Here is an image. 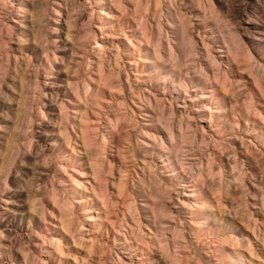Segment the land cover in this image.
Listing matches in <instances>:
<instances>
[{"label": "bare ground", "instance_id": "6f19581e", "mask_svg": "<svg viewBox=\"0 0 264 264\" xmlns=\"http://www.w3.org/2000/svg\"><path fill=\"white\" fill-rule=\"evenodd\" d=\"M52 1L53 4L57 3L59 6V8H54L57 15H61L65 11L63 24L66 25L65 35L67 41L74 43L77 40L73 37L74 30L82 28L79 27L81 24L83 27H88L89 32H87L90 37L86 43H89L90 51L87 50L88 55L86 53V78H82V76V80L79 78L80 82H75V85L70 84L68 80L66 82L64 92L70 106L66 103L62 104L64 107L60 110L61 115L54 119L51 118L56 125L54 132L57 133L55 135L57 137H53L52 144L56 145L58 139H62L56 151L57 173L72 167L71 171L74 169L73 172L76 176H71L69 188L72 195L71 203L65 204L63 202L62 204L57 202L58 207H55L58 208L60 213L58 214L59 220H57L58 228L50 238L51 247L46 250L47 258L53 257V260H58V264H63L62 261L66 256H72L75 263H65L76 264L78 257L75 254L73 256L70 251L72 245L76 244L79 248H81L79 245L85 248L80 256L86 263V250H91V245L86 244L84 239L85 232H83V229L85 224L82 223L79 226L80 229L78 230L80 232L77 234L74 232L72 219L76 214L75 210L79 208L83 210L85 215L80 220L83 219V222H89L92 229H94L93 231L100 227L103 228L102 214H105L108 206L107 195L103 192L105 186L104 172L107 169L109 171L112 169L110 160L106 161L105 166L103 165V156L108 153L107 146H112L113 142L110 138L114 137L119 121L123 118H127V120L128 118H135L127 101L132 98L131 103L135 107L138 105L135 99H138L140 104L146 105L149 110H152L155 104H158L159 117L157 115L153 118L150 116L151 114H148L149 112L145 115L151 117L150 122L156 125H153V129L149 130L148 128H142L140 133L134 136L135 148L143 151L144 155L148 157L157 156L158 163L143 160V166L138 165L136 167L141 170V173L135 170L140 186L136 188L135 183H133L135 197H132L129 203V217L125 221V226L130 228L129 234L131 235H135V232L140 231V237L143 235L142 225L144 223L142 222L145 220L147 223L144 224L146 226L144 228H147L153 236L152 242L144 240V243L147 244L149 250L151 246H158L159 249L165 252L171 249L172 253L168 256L169 261L171 260L170 264H174L173 260L178 262L179 258L176 257V252L179 250L188 252L181 254V256L178 253L180 262L190 264V261L193 260L195 264H206L197 252L191 251V243H198L197 240L191 242L194 240L189 241L188 237L201 240V237L205 236L206 241L201 243L205 248L204 252H206L205 254L212 253L211 241H207L209 236H215L220 227L225 230L231 228L227 220L224 219V214L226 213L233 221L242 214L240 208L244 202L240 203L237 199H229L232 196L233 188L231 187L230 178L225 177L227 167L222 159V156H224L222 149L227 146L228 148L235 147L231 142L226 141L229 138L225 139L228 137L226 132L233 131V127L237 128L238 132L251 137V139L245 140V143H241L242 148V144L256 147V143L264 148V134H261L262 127H264V106L262 109L257 108L253 100L256 89L264 96V64L253 54L238 31L235 30V32L231 28L233 21L231 22V19L227 15L225 16L222 10L216 9L210 4L211 0H196L202 4L201 8H203V12L195 16L199 19L201 28L204 29L201 32L199 28L196 32L199 36L201 35V49L205 52L198 48L200 47L199 43L190 34L189 24L191 22L187 19L191 15L179 8L178 0H85V3L80 2V0ZM207 1L209 4H207ZM47 5L46 0H0V115L6 123L5 127L2 126L5 128V134L0 137L3 140L0 143V174L4 173L5 180L11 173L12 165L19 153L17 151L22 150L21 145L24 140L21 137L23 135L27 136V131L33 126L31 125L32 118L30 119L26 113L27 95L30 92L34 96L36 90H39L42 97L46 93L45 90L39 89V86L41 87V84L47 85L46 81L41 83L38 81L39 79L37 80L38 77L30 78V75H27L29 55L15 57V61H13V58L10 59L9 43L12 39L10 40L9 37L12 38L13 36V27L9 22L10 20L7 19L11 17L12 21L14 19L20 20L22 24L20 26L25 28V31L18 34L17 39L19 41L23 39L22 43L27 44L26 49L33 50L32 43L41 46V43L39 44L41 40L39 39L41 38L40 33L43 24L40 19L46 15V12L43 14V11ZM47 9L51 8L48 7ZM2 10H5V12ZM3 12L4 15H1ZM27 13L31 14L28 18ZM26 18L27 22L25 21V23L23 21ZM24 23L25 25H23ZM225 29L228 31H225ZM119 35L123 36L125 42L117 44L111 40L113 37L120 38ZM189 42L193 46L189 47V44L188 48L190 49L187 50L185 45ZM82 44H79V46ZM120 46L124 49L122 50ZM110 47L114 49L110 52V55L114 59L116 69L112 68V65H108V60L104 59L108 56V48ZM214 47H217L214 50L217 55L211 52ZM191 48H194V50H191ZM42 50L45 53L46 50ZM191 52L193 53L192 56L194 55L193 57L190 55ZM208 52L212 54L210 56L211 61ZM122 55L131 59L127 62L129 66H135L133 75L135 76L134 82L136 85H140L139 74H145V76L149 74L153 87L161 92V95L174 94V99L168 101L167 97L155 95L149 92L148 89L143 90L142 88H139V92L135 93L132 90L133 86L130 84L127 94L122 95L125 89L120 76L122 67H124L127 81L130 80L128 68H125L126 64L121 58ZM46 56L48 55L46 54ZM53 56L55 59L56 56ZM53 61H47V66L42 64L47 79H50L54 74ZM14 62L15 64H13ZM233 63L235 65L241 64V66L246 64L245 69L248 72L246 74L252 78V82L246 80L247 78L243 75L239 80H236L237 78L233 80L231 78ZM141 66H148L151 69L154 68V70L150 71L149 68L140 73L139 68L143 69ZM152 72L158 75L151 77ZM239 82H244L246 89L238 86ZM51 85L55 84L52 82ZM68 87L71 89L69 90ZM224 91L229 92V96ZM112 92H120L118 94H121L122 99L114 97ZM111 93L112 95H109ZM52 96H54V93ZM40 101L39 104L42 107L40 106L39 113H41V118L44 119L47 116L43 110L46 103L44 100ZM168 102L169 106L167 105ZM113 103L117 105H115L116 107L125 106V109L127 108L129 111L124 110L125 113L116 116V119L112 120L106 110L114 109ZM258 104L260 105V103ZM104 105L107 106L104 107ZM174 105L176 110L173 108ZM69 109L72 113H69ZM252 109H254V113L256 110V113L262 116L263 120L260 116L261 123L256 122L255 116L252 117ZM226 113H231L233 116L239 115L245 121L246 127L239 129L236 120L232 125L227 116L223 120L224 122H221L220 119H223ZM260 124H263V126ZM98 133L102 136V143L97 138ZM32 138L31 136L27 140L24 137L27 142L24 141L23 144H25V147L27 146L28 151L32 147ZM150 139L155 144L162 146L161 151L163 153L156 151V149L150 150L147 148L150 146L148 143ZM167 142L170 144L169 147L166 145ZM197 142H201L203 145L206 144L204 145L206 146L204 153L202 151L198 152L194 148L193 143L196 144ZM28 151L27 153L30 152ZM40 159L45 161L43 156ZM74 161L77 164L71 166L70 164ZM239 162L244 164V160L238 157L235 164L237 165ZM215 165H217V168ZM229 165L231 171L228 170L227 172L231 174L237 166L232 167L231 164ZM196 167L199 168L197 174H191L190 171ZM241 171L238 172L244 174V170ZM128 172L120 166L117 168L118 176L114 179L113 184L119 192L125 188ZM217 175H219V178L216 177ZM238 176L241 179L240 174L231 176L235 183L239 179ZM244 176L246 175L244 174ZM102 182L104 185H102ZM173 192L177 193L175 200L171 196ZM210 192L218 194L219 202L224 210H222L223 214L221 212L217 214L213 211L216 208L209 197ZM35 206V200H33L31 205L33 211L37 209ZM125 226H123V229H125ZM258 233L253 234L255 241L244 235L248 238L244 246L241 242L242 239L238 240V237H236L233 240L235 249L231 253L224 246L227 239L219 241L218 246L216 245L217 249L215 248L213 252L220 253L223 258L236 262V264H246L247 261L248 264H253V261L248 258L244 250L247 248L246 251H248L247 253L251 259L256 255L261 260V264H264V232H260L261 235ZM129 234L123 235V239L119 240L118 245L122 246L120 248L121 254L124 256L130 255L126 258L131 260V254L140 251L141 248L137 246L138 243H136L137 245L135 242L132 243L133 236L131 239ZM136 239L138 240V238ZM133 241L135 240L133 239ZM242 241L244 242V240ZM255 242L257 247L254 245ZM78 250L82 251V249ZM84 252H86L85 255ZM115 254L119 260L118 264H128L124 260L125 257L120 256L118 252H115ZM11 263L13 262L11 261ZM40 264H49V262L42 260Z\"/></svg>", "mask_w": 264, "mask_h": 264}, {"label": "rangeland", "instance_id": "374dc122", "mask_svg": "<svg viewBox=\"0 0 264 264\" xmlns=\"http://www.w3.org/2000/svg\"><path fill=\"white\" fill-rule=\"evenodd\" d=\"M49 1L51 2L52 0H46V3L48 5L47 7H45L43 11V14L46 12L45 13L46 15L45 17L40 19V21L43 24L40 33L41 38L39 39L41 40L39 41V44L41 43L40 47L38 44L35 45L32 43V46H34L33 50H27L26 49L27 44L25 42L22 43L23 39L22 40L20 39V41L19 39H17V35L25 31V28H21L20 26L22 25L20 20L14 19V21H12L11 17L7 19L8 21L10 20L9 22L13 27L12 32L15 33V34L12 33L13 35L12 38L9 37L10 40L12 39L9 43L10 59L13 58L14 60L13 59L12 60L15 61V57L19 58L24 55H29L30 60L28 61L27 64L29 66V67L27 66V73H28L27 75L28 76L30 75V78L35 76L38 77L37 80L39 79L38 81H40L41 83L46 81L47 85L41 84V87L39 86V89L41 88V90L42 89L45 90L46 93L45 95L47 96L44 95L41 97L39 94L40 93L39 90H36V95L34 94V96L30 92L27 95L28 99L26 100L27 103L26 113L28 114V117H30V119L32 118L31 125H33L34 127L32 126L33 128L31 127L30 128L31 130L29 129V131H27L28 135L27 136L23 135L21 139L26 141V139L28 140V138L32 136L33 137L32 147L30 148L29 150L30 152H29L27 150L28 149L27 146L25 147V144H23L25 143L23 141L21 145L22 150H20L21 149L20 148L19 149L20 151H17L20 154L19 153L17 154V157L15 158L16 162L14 161L9 176H7L5 180L4 173L2 174L3 176L0 174L1 175L0 176V213H1L0 214V264H40L42 260H45V262H49V264H58L57 259L53 260L54 259L53 257L49 259L47 258L46 255L47 254L46 250L51 247L50 238L55 234L58 228L57 220H59L58 214L60 213L58 211V208L55 207H58L57 202H60L62 204L63 202L65 204L66 203L69 204L71 203L72 200L71 190L69 188L71 185V179H72L71 176L72 175L76 176V175L75 172H73L74 169L73 171H71L72 167L67 168L68 170L66 169V171L63 172L61 171V173H57L58 160L56 157L57 156L56 151L59 148L62 139L61 138H59L60 140L58 139L57 142L58 144L56 145L52 144L53 137H57L55 136L57 135V133L54 132L56 130L55 129L56 125L52 122L53 121L52 119L61 115L60 110L64 107L62 106V104L64 105V103H66V105L70 106L69 100L68 98H66L65 95L66 93L64 92L67 80L68 82L70 81V84L72 83L73 85H75L74 84L75 82L76 83L77 81L80 82L79 78H81L82 76H83L82 78L84 77L86 78L85 60L87 58V55L89 54L87 50L90 51V45L89 43L86 42L89 40L90 35L88 34L89 32V30L87 29L88 27H83L81 24V26L79 27L82 28H78L74 30V35L75 34L76 35L75 36L73 35V37H75V40L77 39L75 41L77 43L74 42L75 43L74 44L71 43L72 41L71 42L67 41L65 35L66 34L65 31H67L66 25L63 24L64 23L63 19L65 18L64 15L65 11L61 14L62 16L57 15V13L54 12V8H59L58 4L57 3H56L57 5L53 4L52 3L53 1L51 2L52 3L51 4ZM56 1L61 2L60 0H54V2ZM178 1L179 2L177 3H179V8H181L182 10H184L185 12L191 15L189 16L190 18L187 19V21L189 20V22H191L189 24L190 31L189 30L188 31L192 36H194V40H196L199 43L200 47L198 48L202 52H205L203 49H201L202 48V44L200 42L201 35L199 36V34L196 32V30H198L199 28L201 32L204 31V29L201 28V26L199 25L200 22L199 19H197V17L195 16L203 12L202 10L203 8H201L202 4H200L196 0H178ZM80 2L85 3V0H80ZM209 3L212 4L214 7H216V9L222 10L224 12V15L225 16L227 15L228 18L231 19L230 20L231 22L233 21L231 28L234 29V31L235 30L238 31L239 35L245 41L246 45L249 46L253 54L261 61L262 64H264V0H211ZM209 3L207 1V4ZM48 7H50L51 9H47ZM2 11L5 12V10ZM4 12L1 15H4ZM27 14H28L27 15L28 18L31 14L30 13ZM27 18L23 22L25 21L27 22ZM15 20H17V22H15ZM25 23L23 25H25ZM226 29L225 31H228ZM119 36L120 38L113 37L111 40L116 42L117 44L119 42H123V41L125 42L123 36L122 35ZM231 37H233V35ZM80 39H82L81 43L83 44L79 46V44H81L79 42ZM83 39L85 40V42H83L84 41ZM190 43L191 42L185 45L187 47V50L190 49L188 48ZM120 44L121 46H123L122 43ZM192 46L190 44L189 47ZM215 48L217 47L211 49V52L212 54L217 55V53H214L215 52L214 50H216ZM42 49H45L47 51V52L45 51V53L48 56H46V54L42 52L43 51ZM108 49H109L108 56L106 58L104 57V59L108 60L107 62L108 65H112V68L116 69L114 59H112L110 55V52L113 51L114 49L112 47ZM121 49L123 50L124 47H121ZM191 50H194V48H191ZM192 54L193 53L191 52L190 55L192 56ZM212 54L210 53L208 57H210ZM53 55L56 56L55 58L56 61L53 58L54 57ZM208 57L206 56V58ZM121 58L123 59V62L126 64L125 68H128V73L130 75V80L127 81L126 73L123 70L124 67H122L123 69H121L122 71H120L121 73L120 76L122 82L125 85V89L122 95L127 94L129 84L133 86L132 90H134L135 93H138L139 92L138 89L142 88L143 90L148 89L149 92H152L155 95H161L160 94L161 92H159L156 88H154L152 83L150 82L149 74L148 76H145V74H139L138 77L141 80L140 85H136V83L134 82L135 76L133 75V73H135V68H134L135 66L134 65L129 66V64H127V62L131 59L127 58L126 56L122 55ZM49 60L51 61L54 60L52 63L54 68L53 69L54 74L53 76H51L50 79L49 78L47 79L45 78V69L43 65L47 66ZM209 60L211 61V57L209 58ZM13 64H15V62ZM120 64H122V62H120ZM239 65L237 64L235 65V63L232 64L233 72L231 74V78H233V80H235L236 78H237L236 80H239V78H241L243 75L244 77L247 78L246 80L252 82V78L247 75L248 72H246L245 69L246 64L245 65L242 64V66L241 64ZM141 67L143 69L139 68V70H141L140 73H142L143 70H147L149 68L150 71L154 70V68L151 69V67L148 66L146 67L141 66ZM151 74H152L151 77L158 75L157 73L154 72H152ZM52 82L55 85H51ZM154 82L156 81L154 80ZM238 86H242L244 87L243 89H246L244 82H239ZM255 92L256 95L253 99L254 105H256L257 108L262 109L264 106V96L262 93H260L258 89H256ZM53 93L55 98H53L54 96H52ZM112 93L114 94V97H117V99L120 100L122 99L120 97L121 94H118L120 92H112ZM112 93L109 95H112ZM224 93H227V95L229 96V92L224 91ZM174 96H175L174 94H169L167 96L161 95V97H167L168 101L173 100ZM109 97L111 98V96ZM131 99H128L127 101L129 103V106L131 107V110L133 111L134 114L133 116L135 118L134 117H133L134 119L128 118V120L127 118L125 119L123 118L124 120L121 119L119 121L118 129L116 130L114 137L110 138L109 136L110 140H112L113 142L112 146L111 145L107 146L108 153L105 154L106 156H103V162H104L103 165L105 166L106 165L105 163H107L106 161L108 160L111 161V164L110 163L109 164L112 165L111 171H109L106 167L107 170L104 172L105 186L103 187L104 190L103 192L104 194L107 195L108 206L106 208L105 214L104 215L102 214L103 228L100 227L99 229L93 231L94 229H92L89 222H83L82 221L83 219L80 220V218H83L85 216L83 214L84 213L83 210H80L79 208L75 210L76 214L73 217L74 219H72L73 222L72 226H74L73 227L74 232L78 234L80 232V230H78L80 229L79 226L82 223L85 224L84 226L85 228L83 229V232H85L84 239L86 240L85 241L86 244H88L89 246L91 245L90 246L91 250L88 249L86 250L87 252L86 263H84L85 260L82 259V257L80 256L81 252H83V249L85 251V248H82L83 247L82 245H79L81 247L79 248L76 244H73L71 249L69 248L70 251L72 252L71 254L72 255L75 254V256L77 255L78 257V258L76 257L78 259V262L76 264H118L119 260L115 252H118L120 256H122L123 258L125 257L124 260L128 264H170L171 260L169 261L170 258L168 256L171 255L172 253L171 249L170 251L165 252L159 249L158 246H151V249L149 250L147 244L144 243V240L152 242V236H153L148 231L147 228H144L146 227L144 224L147 223L145 222V220L144 222H142L144 223L142 225L143 226L142 229L144 231L142 233L143 235L140 237H139L141 233L140 231L136 230L139 233L137 234V232H135L136 233V234L134 233L135 235L133 234L131 235L129 234L130 228L128 226H125L126 225L125 221L129 217L128 215L129 203L131 202L132 197L133 198L135 197L134 194L135 190H133V186H134L133 183H135L136 188L140 186L139 178L135 175V170H137L138 173H141V170H139L136 167L138 165L143 166V160H149L151 162L158 163L157 156L148 157L147 155H144L143 151L136 149L134 145L135 142L134 136L137 135V133H140L142 128H146V129L148 128L149 130V129H153V125L154 126L156 125L150 122L151 117H146L145 115L146 113L149 112L148 114H151L150 116H152L153 118L156 117L157 115L159 117L160 110L158 108V104H155L154 108L152 110H149L147 109L146 105L140 104L138 102V99H135V101L137 102L136 104H138L137 107H135L131 103ZM40 100H44L46 103V106L43 107V110L46 112L47 116L44 119L41 118L40 116L41 113H39V108L40 106L42 107V105L39 104L41 103ZM258 103H260V105ZM115 105H116L115 103L112 104V106ZM167 105L169 106V102L167 103ZM105 106L107 105H104V107ZM116 106L114 107V109H111L112 111L110 109L106 110L107 114L109 113L108 116L112 118V120H115L116 116H120L123 113H125V111L128 110L127 108L125 109V106L124 107L122 106L121 108ZM173 108L174 110H176L175 105ZM103 109L102 111H104ZM251 111H252L251 113H253L252 117L255 116L254 118L256 119V122L258 121L257 123H259L261 119L263 120L262 116L256 113L257 112L256 110L255 113H254V109H252ZM69 113H72L70 112V109H69ZM226 116L228 118V121L232 123V125L233 122L235 123L237 121L239 129H244L246 127L245 121L241 119L239 115L233 116L231 113L228 114L226 113L223 116V119H220V121L224 122L223 120L225 119ZM2 118H3L2 115H0V120H1L0 124H2L0 128V137H2L3 134H5V128L3 127H5L6 125V123L2 120ZM260 125L263 126V124ZM233 128H234L233 131H230L232 135L230 134L229 131H227L226 134H228V137H226L225 139L229 138L226 141L231 142L235 147L228 148V146L226 145L227 147L225 149L223 148L224 150L222 149L224 155L222 156V159L224 160V163L226 164L227 167L225 177L230 178L229 180L231 181V187L234 189V190L232 189V196L229 197V199L230 200L237 199V201L239 200L240 203L244 202L242 203L240 208L242 214H240L239 217L235 218V220L233 221V219L229 218V216L225 213L224 219L227 220L231 228L225 230L220 227L221 231L219 228L218 232L215 233V236L213 237L209 236V240H207V241H211L210 243L211 246L210 245L209 246L214 251L216 245L218 246L219 241H223L227 239L225 240L226 242L224 243L225 244L224 246L226 247L229 253H231L235 249L233 246L234 245L233 240L236 237H238V240L239 239L244 240V242L241 240L244 246L245 242L248 240V238L244 237V235H247L250 239L255 241L253 234L254 233L257 234L258 232H259L258 234H260V232H264V205H263L264 148L258 145L257 143H256L257 145L256 147L242 144L243 146L242 148L241 143H245L247 140L251 139V137L246 136L244 133L238 132L237 128L235 127ZM262 128L263 129L261 134H264V127ZM97 136H98L97 137L98 140H101L99 142L102 143V139H101L102 136L99 133ZM24 137H26V139H24ZM1 142H3L2 138H0V143ZM148 143L150 145L147 147L148 149L150 150L156 149V151L163 153L161 151V149H163L161 145L157 143L155 144L151 139L148 140ZM166 145L169 147L170 146L169 142H167ZM193 145H195L194 148H196L198 152L202 151V153H204L206 150V146H204L206 144L203 145V143L201 142L199 143L197 142L196 144L193 143ZM27 151L29 153H27ZM41 156L45 157V161L40 159ZM238 157L244 160V164H242L243 162H239L240 164L238 163L237 165L235 164L236 159H238ZM38 161L40 164L38 163ZM76 164L77 163L74 161L70 165L74 166ZM229 164H231L232 167L235 165L237 166V167L235 166L236 168L234 171L232 170L231 174L227 172L228 170L231 169ZM119 166L122 169L129 171L128 172L129 175H127L128 178L125 181L126 182L125 188L121 192H119V190L113 184L114 179L118 176L117 168ZM215 166L217 168V165ZM198 169H199L198 167L194 168L192 171H190L191 174L196 175ZM238 169L240 171L244 170V174L246 176H244V174L242 173H239ZM238 174H240L241 179L238 176L239 179L236 180L235 183V181L232 180L231 176ZM216 177L219 178V175H217ZM104 184L102 182V185ZM173 193L171 196L173 200H175L177 198V193L175 192ZM212 193L213 192H210L209 193L210 195L209 194L208 195L211 198L214 207L216 208L213 211L217 214H220L219 212L223 214L224 210L222 209V206L219 202L220 200L218 198L219 197L218 194H214V193L212 194ZM56 197L58 198L56 199ZM33 200H35V204H36L35 207L37 208L34 211L31 209ZM42 210L44 211V214ZM78 219L82 222H80ZM123 226H125L124 227L125 229H123ZM128 234L130 238L133 236L132 238L135 240L133 241V239L131 238L132 243L134 242L135 244L138 243V245L137 244L136 245L139 246L141 249H143L142 250L143 252L140 249L141 252L135 251L134 253L137 254L134 253L131 254L132 256V258L130 257L131 260L126 258V256L128 255L124 256L123 254H121L120 248L122 246L118 245L119 240L123 239V235H128ZM167 235L170 236L169 234ZM136 238H138V240ZM205 239H206L205 236H202L201 240L188 237L189 241L194 240L191 242H195L197 240L198 243H191V247H192L191 251L197 252L198 255L201 256V259L204 263L236 264V262H232L231 260L228 261V259L226 260L218 252L214 253L212 251L213 254L212 253L205 254L206 253L204 252L205 248H203V245L201 244L203 241H206ZM255 244L256 242L254 243V245ZM256 245L255 247H257ZM78 249H82V251H79ZM246 249H244L246 255L248 256V258H250V260L253 261V264H261V260L259 259V257H256L255 255L253 259H251ZM22 251H24L25 253ZM86 252H84V255ZM185 252L188 253L185 250H179L178 252H176L177 253L176 257L179 259L178 262H175V260H173L174 264L175 263L184 264L182 261L180 262V256L181 254H185ZM178 253L180 254V256L178 255ZM24 257H26L25 258L26 261L24 260ZM63 260H64L62 261L63 264H66L67 262L75 263L74 262L75 259L72 256H66ZM11 261L13 263H11ZM191 261L190 264H195L193 260ZM246 264H248V261Z\"/></svg>", "mask_w": 264, "mask_h": 264}]
</instances>
